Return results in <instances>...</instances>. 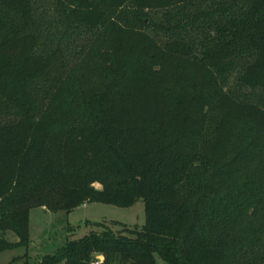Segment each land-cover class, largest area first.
Wrapping results in <instances>:
<instances>
[{
	"label": "trees",
	"instance_id": "trees-1",
	"mask_svg": "<svg viewBox=\"0 0 264 264\" xmlns=\"http://www.w3.org/2000/svg\"><path fill=\"white\" fill-rule=\"evenodd\" d=\"M141 199L38 264H264V0H0V252Z\"/></svg>",
	"mask_w": 264,
	"mask_h": 264
},
{
	"label": "rangeland",
	"instance_id": "rangeland-1",
	"mask_svg": "<svg viewBox=\"0 0 264 264\" xmlns=\"http://www.w3.org/2000/svg\"><path fill=\"white\" fill-rule=\"evenodd\" d=\"M96 186L100 187V184ZM145 223L146 205L142 199L128 206L92 202L71 210L33 207L30 210V243L0 252V264H8L17 257L15 264H38L45 256L61 252L69 241L100 230V224L118 231L123 229V225L134 227ZM6 236L13 242L19 239L11 231ZM156 264L168 263L156 255Z\"/></svg>",
	"mask_w": 264,
	"mask_h": 264
},
{
	"label": "built area",
	"instance_id": "built-area-1",
	"mask_svg": "<svg viewBox=\"0 0 264 264\" xmlns=\"http://www.w3.org/2000/svg\"><path fill=\"white\" fill-rule=\"evenodd\" d=\"M101 259H102L101 256H97V258L94 259V260L91 262V264H100V260H101Z\"/></svg>",
	"mask_w": 264,
	"mask_h": 264
}]
</instances>
